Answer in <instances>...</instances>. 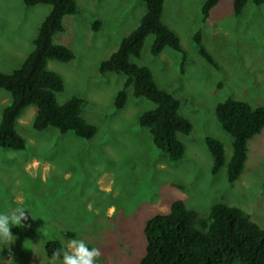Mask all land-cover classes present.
<instances>
[{"label": "rangeland", "instance_id": "rangeland-1", "mask_svg": "<svg viewBox=\"0 0 264 264\" xmlns=\"http://www.w3.org/2000/svg\"><path fill=\"white\" fill-rule=\"evenodd\" d=\"M75 1L78 12L64 16L63 30L52 38L74 58L50 60L46 66L64 83L56 100L82 98L81 116L96 126V133L86 140L55 128L36 131V108L21 112L16 130L25 148L0 147V211L23 207L28 213L22 226L10 227L13 240L0 244V258L5 264H60L61 258L45 256V242L57 239L65 248L68 239H82L99 250V264H138L146 249V221L165 213L174 200L195 210L197 219L205 218L214 203L235 205L264 228V127L248 140L244 170L231 184L225 164L211 173L205 143L206 137L220 141L227 162L232 138L219 124L215 106L227 98L264 106V2L247 0L235 15L232 0H221L203 21L205 0H164L161 20L178 35L186 53L182 71L181 53L165 48L157 56L150 54L151 35L132 61L150 69L156 85L179 101L178 113L192 125L189 134H178L182 158L169 161L153 145L148 129L137 123L154 104L134 98L128 88L123 108L117 109L113 100L124 76L98 70L137 26L144 4ZM49 10L46 4L0 0V72L20 67ZM197 31L217 67L198 53ZM9 99L0 90V117Z\"/></svg>", "mask_w": 264, "mask_h": 264}, {"label": "trees", "instance_id": "trees-1", "mask_svg": "<svg viewBox=\"0 0 264 264\" xmlns=\"http://www.w3.org/2000/svg\"><path fill=\"white\" fill-rule=\"evenodd\" d=\"M140 1L145 9L139 23L121 39L117 49L100 62L98 70L100 73L112 72L124 76L122 87L113 100L117 109L123 108L128 88L134 98H145L154 104L138 116L137 123L148 129L153 145L166 153L169 161H177L184 154L178 134H189L192 125L178 113L179 101L156 85L148 67L138 65L132 58L139 57L144 40L149 35L152 36L149 48L152 56H157L165 48L181 53V71L186 53L178 35L161 20L164 0ZM220 1H204L201 7L203 21ZM246 2L232 0L233 13L238 15ZM252 2L260 5L264 0ZM22 3L25 6L46 4L50 10L39 25L33 49L20 67L11 73L0 72V90L10 95L9 102L1 110L0 147L12 150L25 148V141L17 132L16 124L17 118L28 106L36 108L32 120L34 130L55 128L62 134L72 132L81 139L92 138L96 126L81 116L83 99L73 96L59 103L55 96L63 90V80L46 66L50 60L68 62L74 58L69 48L53 43L52 38L56 32L63 30L62 18L78 12L76 1L22 0ZM193 40L200 56L217 67L202 44L199 31L194 34ZM215 116L232 138V153L226 162L221 142L206 137L205 143L212 157L211 173L215 174L225 164L226 180L231 184L244 170L248 140L264 127V106H252L244 100L227 98L215 106ZM143 233L146 249L138 264H264V228L235 205L214 203L205 218L197 219L195 210L181 200H174L165 213L146 221ZM64 249L57 239H49L44 244L48 259H54L53 253Z\"/></svg>", "mask_w": 264, "mask_h": 264}, {"label": "clouds", "instance_id": "clouds-1", "mask_svg": "<svg viewBox=\"0 0 264 264\" xmlns=\"http://www.w3.org/2000/svg\"><path fill=\"white\" fill-rule=\"evenodd\" d=\"M25 212L27 211L23 207L0 211V244L4 242L9 244L13 240L10 227L22 226L21 222L27 219ZM99 256V250L96 247H88L82 239H68L63 251L57 250L53 253L54 259L61 258L60 264H99ZM5 262L0 258V264H5Z\"/></svg>", "mask_w": 264, "mask_h": 264}]
</instances>
